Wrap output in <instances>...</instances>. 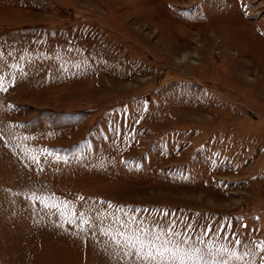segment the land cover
Wrapping results in <instances>:
<instances>
[{"label": "rangeland", "instance_id": "1", "mask_svg": "<svg viewBox=\"0 0 264 264\" xmlns=\"http://www.w3.org/2000/svg\"><path fill=\"white\" fill-rule=\"evenodd\" d=\"M0 84V264H264V0H0Z\"/></svg>", "mask_w": 264, "mask_h": 264}, {"label": "snow or ice", "instance_id": "2", "mask_svg": "<svg viewBox=\"0 0 264 264\" xmlns=\"http://www.w3.org/2000/svg\"><path fill=\"white\" fill-rule=\"evenodd\" d=\"M0 90H6L2 84H0ZM83 223H87V221H83ZM121 227L127 228L131 235L127 236L120 233L123 241L116 240L115 237L112 239L119 248L126 249L124 251L125 256L135 258L136 264H185L186 261H190L196 253L201 251L197 247L190 246L189 240L186 238L174 239L180 234L172 231L171 228L157 232L140 224H136L134 227L133 225L122 224ZM205 235L208 233L206 232ZM200 242L203 243V241ZM185 245L189 246L185 247ZM204 264L207 262L205 261Z\"/></svg>", "mask_w": 264, "mask_h": 264}]
</instances>
